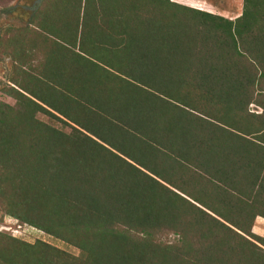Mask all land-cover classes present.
Segmentation results:
<instances>
[{"label": "trees", "instance_id": "16d2710c", "mask_svg": "<svg viewBox=\"0 0 264 264\" xmlns=\"http://www.w3.org/2000/svg\"><path fill=\"white\" fill-rule=\"evenodd\" d=\"M74 2L32 16L47 73L0 110V197L83 257L37 241L38 258L6 264H264L250 230L264 218V0L233 22L168 0ZM181 225L180 245L158 238Z\"/></svg>", "mask_w": 264, "mask_h": 264}, {"label": "rangeland", "instance_id": "374dc122", "mask_svg": "<svg viewBox=\"0 0 264 264\" xmlns=\"http://www.w3.org/2000/svg\"><path fill=\"white\" fill-rule=\"evenodd\" d=\"M53 1L54 0H0V110L4 108V105L17 108L15 106L13 94L15 91H18L19 86L28 87V84H32L31 79L35 75L47 73L45 67H41L38 64L41 60L42 51L47 52L48 45H45V41L41 38H36L37 33L34 31L32 16L37 9ZM81 1L82 0H80V4L78 5L74 2L75 4L73 5V8H75V5L76 8L71 12H74L75 14L76 10H78L80 15L82 8L84 7V2ZM168 1L217 15L230 20L231 22L240 15L243 2V0ZM92 6H95V4L93 3ZM141 32H143V29H141ZM131 39L127 43L128 46L130 43H134V39L132 41ZM142 41L144 42V40ZM158 41L159 39H157L155 43ZM33 47L38 50H33ZM194 51L199 54L200 52L202 53V49L200 48L199 50L197 48ZM65 65L64 71L58 75L61 79L69 78L70 72L74 67V65H72L71 68L68 63ZM27 66L30 68L26 69ZM246 66L252 71L250 65L247 64ZM16 84H18V87ZM32 89L34 90L33 87ZM251 98L254 99L255 97L252 96ZM247 109L251 113H260L262 111L261 108L254 104H248ZM262 114L264 116V110ZM80 116V119L83 120L84 115L80 114ZM34 118L64 133L71 132L67 125L62 124L47 114L37 112L34 114ZM254 121L255 126L256 124H259V118H255ZM16 195L17 194H14L9 199H3L0 197V248L2 251L0 254L2 255L0 257V264H6V257H9L8 254L10 253H14L18 261L27 260L32 256L38 258L42 253L41 250L37 247H31L37 241H42L51 247L58 249L64 253L68 260H81L83 255L80 253L79 249L71 243L50 236L38 229L31 228L29 225L20 222L12 214L7 212V209H11L15 213L18 212L21 214V211L26 208L25 203L19 199L21 197L18 198ZM11 200H13V202ZM254 219L255 221L257 219V222L260 223V230L252 227L255 223ZM254 219L251 222L250 230L253 231L252 233H254V235L264 238V218L261 217V219H259L254 217ZM180 222L183 225L185 220L184 222ZM182 225L177 228L178 231H176V233L170 231L161 232L158 235V238L166 244L180 245V243H178L181 236L179 229L182 230ZM248 239L253 242L255 240L254 238Z\"/></svg>", "mask_w": 264, "mask_h": 264}, {"label": "crops", "instance_id": "0c3cea01", "mask_svg": "<svg viewBox=\"0 0 264 264\" xmlns=\"http://www.w3.org/2000/svg\"><path fill=\"white\" fill-rule=\"evenodd\" d=\"M256 217L259 218V219H261V217H259V216H256ZM256 217H255V218H256ZM254 222H255V223L252 225V227H253V228L255 227V228H257L258 230H260V229H261V227H260L261 225H260V223L257 222V219H256V221H255V219H254ZM256 222H257V223H256ZM252 232H253V231H252Z\"/></svg>", "mask_w": 264, "mask_h": 264}]
</instances>
